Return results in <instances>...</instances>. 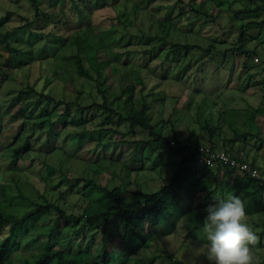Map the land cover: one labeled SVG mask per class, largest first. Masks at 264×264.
I'll list each match as a JSON object with an SVG mask.
<instances>
[{
	"label": "rangeland",
	"instance_id": "1",
	"mask_svg": "<svg viewBox=\"0 0 264 264\" xmlns=\"http://www.w3.org/2000/svg\"><path fill=\"white\" fill-rule=\"evenodd\" d=\"M239 3L250 8H258L259 5L264 8V0H240ZM239 3L237 7L240 6ZM193 4L207 9L212 17L198 16L191 9ZM42 6L51 17L45 16L39 22L40 27L37 28V24L33 27L34 30L46 33V36L35 39L21 32L14 44L24 49L27 62L14 70L10 67L0 70L2 110L27 82L36 84L40 90L49 91L56 99L79 101L82 105L90 104L94 98L101 101L97 82L81 77L69 67V70L61 69L58 77H54L46 87L44 85L53 65L63 56L75 51L74 44L78 35L85 40L88 55L84 58L85 67H91L93 75L96 73L94 57L97 51V60L99 58L108 62L105 73L108 83L111 84L107 92L110 102L113 103L115 96L122 93L126 83L132 81L140 87L142 80L146 82L144 93L149 94L147 99L150 102L149 112L153 122L157 124L158 132L171 140V144H176L172 143L175 140L184 142L194 135L199 144L209 146V135L204 129L207 119L218 124L220 114L226 108L264 109V27L259 39L247 41L246 53L232 49L241 46L237 43L239 29L233 24L226 10L211 0H65L63 4L42 0ZM78 8L83 10L81 15ZM181 8H184V14L179 17ZM7 11H11L12 15L0 26V34L23 24L19 14L30 17L33 15L28 0H0V14ZM259 11L260 19H264V9ZM85 13L87 16H84ZM248 19L251 18H245ZM52 32L67 40L62 42L51 35ZM250 33L257 34L258 30L255 28ZM100 37L104 39V44L107 43L104 49L101 48L104 44ZM110 41L117 43L108 45ZM213 42L214 46L210 47ZM172 43L190 44L192 47L189 51H175L172 49ZM0 51L5 56L9 54L4 43H0ZM0 67L3 68V65L0 64ZM159 92L166 94L164 100L163 94L153 96ZM137 104H141L140 95L137 96ZM119 105V102H114V106ZM0 124L1 127L4 125V131L7 130L10 135L9 143L15 135L17 125L3 123L1 118ZM95 126V123L90 124V128ZM58 129L62 130L61 126ZM80 129L72 126L63 130L61 135L55 136L53 142L50 141L48 145H54L57 151L48 154L44 152L45 145L42 143L45 136L38 142L34 140L37 133H40L37 129L32 137V144L43 148V154L37 157L36 151L32 150L29 156L20 161L22 170L15 169L10 160L12 147H7L8 143L6 147L0 146V212L20 217L35 207L36 203H45L46 200L59 204L68 214L81 211L83 201L80 190L83 182L77 186L69 182L64 183L56 189L48 184V179H58V169L68 156L64 151L66 145L70 143L74 149L80 147L77 139L72 140L74 133ZM225 129L229 130L226 127ZM30 132L31 129L28 130V133ZM226 134L229 136V133ZM146 136V132L138 129L137 135L128 136L127 139L138 140ZM95 138L84 143L81 151L70 156L67 160L69 169L64 166L67 167L66 173L75 177H95L104 185H118L126 191L142 189L144 192H154L170 178L183 158L182 155H177L171 166L135 172L127 167L131 157L137 158L138 155H133V146L127 144L118 148V152L122 150V155L108 168V161L96 163L98 154L103 157L107 153L96 144L99 140L109 142L118 137L106 134L99 140L97 136ZM88 139L89 136H86L84 141ZM111 150L110 145L108 152ZM43 158L50 167L43 164ZM262 159L264 161L263 153ZM194 165L199 168L196 169L198 172L202 171L201 164L193 161L192 166ZM262 169L264 170V162ZM214 175L213 171L211 176ZM183 192L184 208H189L194 200V211H189L180 219L171 234L166 233L170 228L168 222L160 227L150 228L147 233L151 238L150 246L141 244L142 235L131 244L123 229L111 227L108 230L107 234L113 235L109 245L113 254L112 264H123V258L129 251H132L133 258L124 264H148L152 260L154 264H175L179 261L184 264H209L202 249L206 242L202 232L206 207L203 209L204 216L201 213L202 218L195 214L200 213L198 210L204 201L207 203L214 200L213 198H220L222 192L206 199H203L205 191L202 190L195 199L193 191H189V194ZM241 200L245 205L249 225L256 233L264 230V211L254 212L258 202ZM50 222L48 215H45L24 226L14 244H21L22 247L13 251L11 260L6 264H21L23 256L34 258L32 254L45 248L47 233L51 228ZM80 226L81 224L62 222L58 231V246L65 247L67 239L70 238L75 246L98 249L103 243V230ZM3 236L5 233L0 234V241ZM257 236L258 243L253 247L255 263L264 260V236ZM124 244L127 248H124ZM138 245L135 251L134 247ZM164 254L171 256L174 261L164 259ZM158 255L162 256L155 260Z\"/></svg>",
	"mask_w": 264,
	"mask_h": 264
},
{
	"label": "trees",
	"instance_id": "2",
	"mask_svg": "<svg viewBox=\"0 0 264 264\" xmlns=\"http://www.w3.org/2000/svg\"><path fill=\"white\" fill-rule=\"evenodd\" d=\"M64 1L51 0V2L61 4ZM211 1L222 9H225L233 24L239 29L237 43L241 46L232 49L240 53H246L248 51L245 49L247 41L259 39L262 34L264 19H260L261 13L259 10H263V6L259 5L258 8H250L246 4H240V0ZM28 2L33 13L32 17L19 14L23 20V24L0 34V43L5 44V49L9 53L5 56L0 51V64L3 65V68L0 67V70H5V67H10L14 70L27 62L26 58H24L26 54L24 49L14 44V41L19 39L21 32L27 33L35 39L46 36V33L34 30L33 26L37 24L36 27H40L41 24L39 22L45 16L51 17V14L42 6V0H28ZM237 3L240 6L237 7ZM181 9L179 17L184 14V8ZM191 9L198 16L212 17L211 13L207 9H202L200 5L195 6L193 4ZM78 11L79 14L83 13V10L79 8ZM11 15V11L0 14V26H3L9 20ZM84 16H87V13ZM245 18L251 19L245 20ZM255 28L258 30V33L252 35L250 31ZM50 34L62 42L67 40L54 32ZM100 38L102 42L104 39ZM84 41L78 35V39L74 44L75 51L70 55L63 56L62 59L53 65L50 70L51 74L49 78L47 77L44 85L46 87L53 81L54 77H58L61 74V69L69 70L70 68L81 77H86L97 82L101 101L94 98L90 104L82 105L79 101L56 99L49 91L40 90L36 84L27 82L13 96L5 109H0V118L3 123L17 125L15 135L8 143L10 135L7 130L4 131V125L1 127L0 124V146L6 147L8 143L7 147H12L9 157L13 165H15V169L19 170L23 169L19 166L20 161L24 160L27 155L29 156L32 150L36 151L37 157H41L43 154V148L35 147L32 144V137L37 129L40 130V133H37L38 135L34 140L38 142L45 136L42 143L45 145L44 152L48 154L57 151L54 145L51 147L48 145L50 141L53 142L55 136L61 135L63 130H68L72 126L76 129L81 128L80 131L74 133L72 138V140H78L80 147L74 149L70 143V146L66 145L64 151L68 156L63 161V165L58 169V176H56L58 179L52 177L48 179V184L53 189H56L64 183L69 182L77 186L83 182L84 184L80 190L83 201L81 204L82 209L78 213L72 212L68 214L59 204L46 200L45 203H36L35 207L20 217L0 212V234L4 235L5 233V236L0 241V264H6L7 261L11 260L13 251L21 249V244L17 246H14V244L15 238L23 227L28 225L32 220L36 221L45 215H48L51 221V228L47 233L48 241L45 244V248L32 254L31 256L34 258L23 256L21 264H112L113 254L109 245L113 235L107 234L108 230L111 227L123 229L125 235L132 242L131 244L142 235L141 244L150 246L151 242L149 240L151 238L147 235L150 228L160 227L163 223L168 222L170 228L166 233L171 234L178 221L189 211H194V200L191 201L192 203L189 208H184L185 194L183 191L188 192V194L189 191H193V199H195L194 197H196L200 190L205 191L203 199L222 192V197L220 198H213L214 200L207 203L202 200L204 202L198 210L200 213L195 214L200 218H202L201 213L204 216L203 209L210 203H214L216 199H226L229 196H239L240 199L248 200L250 203L258 202V206L254 212L264 211V170L262 166L258 163L256 156L250 158L249 156L244 157L242 150L236 153H232L231 150L232 142L235 138L243 139L245 144L255 140L256 142L253 144V147L256 146L257 150L264 147V119L262 120L264 118V109L260 108L258 110L256 107L244 110L226 108L224 112H221L218 124H214L210 119H207L204 126L209 135V146L211 148L225 150L239 159L248 161L261 171V176L255 178L228 167L212 169L198 162L194 158V153L189 151L192 144H199V140L195 139L194 135L189 136L184 142H177L175 140L176 144H171V140L168 137L158 132L157 124L153 122V118L149 112L150 102L147 99V95L149 94L144 93L146 82L144 83L143 80L140 87L132 81L126 83L123 86L122 93L115 96L113 103L110 102L107 92L110 90L111 84L108 83V76L105 73L108 62L99 58L97 60V55H99V51H97L94 57L96 73L93 75L91 67H85L84 58L88 57V55ZM110 43L114 45L117 41H110L108 45ZM258 44L260 45V43ZM106 45L107 43L101 45V48H106ZM213 46L214 42L211 43L210 47ZM191 47L192 45L190 44L172 43V49L175 51L182 49L189 51ZM121 78L124 79L122 76ZM160 94H163L162 99L164 100L166 98L164 92H159L153 96ZM138 95L141 98L140 106L137 104ZM155 99L158 98L155 97ZM114 102H119L120 105L114 106ZM94 123L96 126L90 128V124ZM59 126H61L62 130L58 129ZM225 127L229 130H226ZM29 129H31L30 133H28ZM138 129L146 132V138L138 140L127 139L128 136L137 135ZM229 131L235 134V138L227 136L226 133ZM106 134H111L113 137L117 136L118 138L109 142H101L99 139ZM86 136H89V139L84 141ZM96 136L99 140L96 144L98 148H102L103 151L107 152L103 157L98 154L96 163L108 161V168L120 159L122 150L118 152V148L127 144L133 146V155H138L137 158L131 157L129 167H127L129 170L131 169L135 172L153 171L171 166L174 157L177 155H182L183 158L170 178L166 179L160 189L154 192H144L142 189L126 191L118 185L112 187L108 184L104 185L95 177H75L66 173L65 169L69 166L67 165V160L70 156L75 152L81 151L82 145L96 139ZM19 141L21 142L17 144ZM110 145L112 146V150L108 152ZM193 161L202 165V168H200L202 171L198 172L196 169L199 170V168L195 165L192 166ZM42 162L50 167L45 158L42 159ZM65 165L67 167H64ZM101 169L103 168L101 167ZM222 169L224 171L221 175ZM213 171L215 175L212 177ZM191 187H193V190H191ZM62 222L66 224L72 222L74 225L81 224L80 227L82 228H101L104 232L102 245L98 249H89L83 246H75L73 240L68 238L65 247L58 246L60 242L58 231L61 229ZM5 230L7 232H4ZM256 234L263 237L264 230ZM138 247L139 245L134 247V250L136 251ZM124 248H127L125 244ZM161 256H156L155 260ZM162 257L170 259V262L172 260L171 256L165 254ZM132 258V251H129L123 258V264L128 260L131 261ZM150 263L154 264L153 260ZM175 264L184 263L179 261ZM255 264H264V260Z\"/></svg>",
	"mask_w": 264,
	"mask_h": 264
},
{
	"label": "clouds",
	"instance_id": "3",
	"mask_svg": "<svg viewBox=\"0 0 264 264\" xmlns=\"http://www.w3.org/2000/svg\"><path fill=\"white\" fill-rule=\"evenodd\" d=\"M204 211L202 249L209 264H255L253 247L259 238L240 197L216 199Z\"/></svg>",
	"mask_w": 264,
	"mask_h": 264
},
{
	"label": "built area",
	"instance_id": "4",
	"mask_svg": "<svg viewBox=\"0 0 264 264\" xmlns=\"http://www.w3.org/2000/svg\"><path fill=\"white\" fill-rule=\"evenodd\" d=\"M175 143V141H172ZM191 153H194V158L210 168H230L244 172L252 177L259 178L261 171L250 164L248 161L239 159L225 150L213 149L210 146L203 144H192L189 148Z\"/></svg>",
	"mask_w": 264,
	"mask_h": 264
},
{
	"label": "crops",
	"instance_id": "5",
	"mask_svg": "<svg viewBox=\"0 0 264 264\" xmlns=\"http://www.w3.org/2000/svg\"><path fill=\"white\" fill-rule=\"evenodd\" d=\"M247 108H243L241 110H244ZM229 136H232L233 138H235V134H233L231 131L228 132ZM245 141L241 138L238 139H234L232 142V153H236L240 150H242V154L244 157L249 156L250 157H257L258 163L263 166V159H262V153L264 154V147H262L260 150L256 149V146L253 147V144H255V140L249 141L246 144L244 143ZM223 174V171H221V175Z\"/></svg>",
	"mask_w": 264,
	"mask_h": 264
}]
</instances>
